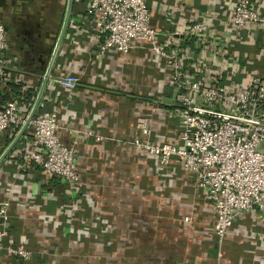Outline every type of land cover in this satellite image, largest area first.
<instances>
[{
    "label": "crops",
    "instance_id": "1",
    "mask_svg": "<svg viewBox=\"0 0 264 264\" xmlns=\"http://www.w3.org/2000/svg\"><path fill=\"white\" fill-rule=\"evenodd\" d=\"M146 1L151 24L156 29L183 30L189 23L204 21L215 27V34L237 38L233 50L236 60L232 57L213 62L208 49H199L198 61L204 65L196 62L198 78L212 80L222 74L224 79H234L236 88L243 89L254 73L264 72V30H248L241 40L227 25L238 0ZM59 2L66 5V0ZM251 2L254 8L264 12V0ZM50 3L51 0H0V23L5 26L9 43L5 56L12 63L6 82L0 83V106L17 96L8 84L18 85L20 92L37 94L42 79L40 72L46 66L64 15L62 9L59 18L48 17ZM82 12L81 5L74 7L73 4L70 23L40 105L47 110H58L59 134L66 145L75 150L84 194L88 192L91 197L95 192L98 195V199L91 197L93 215L99 221L109 220L117 239L125 241L127 261L124 264H180V260L185 264H214L212 209L203 192L196 188L194 177L185 173L177 162L161 167L155 158L127 143L140 137L136 123L144 116L150 119L152 140L177 142L178 119L166 117L176 93L169 82L168 71L141 43L126 55L108 51L98 57L95 25ZM79 14L83 15L82 20ZM194 43L193 38H184L181 46H189L194 54ZM38 54L45 59L44 66L36 59ZM64 74L80 78L75 89L50 85L53 78ZM81 131L109 139L96 141ZM15 135L0 133V154ZM26 137L24 134L0 164V202L10 203L5 247H25L45 260L44 264H62L71 252L66 230L60 226L68 221L60 215L71 210L60 201L62 195L67 198L73 193L63 181L44 175L40 168H21L22 155L28 150ZM119 139L122 141L118 142ZM105 179L109 182L108 188L123 197L121 200L104 195L99 198ZM152 191L157 197L155 207L145 211L146 204L150 203L145 196ZM102 200L108 205L107 217L103 216L106 210L102 212L98 208L104 206ZM184 218L194 222L195 228L185 229ZM152 220L156 226L149 229L146 224ZM86 221L88 224L87 217ZM138 223L142 225L137 227ZM148 236L156 239L152 242L156 247L144 250L138 245L139 239ZM196 240L199 245L193 244ZM76 243V248L82 247L81 243ZM119 246L122 245L116 243L115 256L121 250ZM222 252L220 264H264V225L251 216L243 217L229 232ZM115 256L109 258L111 264H123ZM17 263H20L18 259L6 249L2 250L0 264Z\"/></svg>",
    "mask_w": 264,
    "mask_h": 264
},
{
    "label": "built area",
    "instance_id": "2",
    "mask_svg": "<svg viewBox=\"0 0 264 264\" xmlns=\"http://www.w3.org/2000/svg\"><path fill=\"white\" fill-rule=\"evenodd\" d=\"M74 5H81L83 15L95 25L98 57L108 51L126 55L141 43L168 71L176 93L166 117L178 119L177 142L152 140L150 119L144 116L136 123L140 137L127 143L155 158L161 167L177 162L194 177L196 188L210 202L211 232L218 250L243 217L251 216L264 225V72L254 73L243 89L222 74L212 80L197 77L199 49H208L213 62L236 60L237 38L215 34V27L204 21L189 23L183 30L156 29L146 0H74ZM83 15L78 18L82 20ZM227 25L243 40L248 30H264V12L254 8L251 0H238ZM184 38L194 39L197 54L190 52L189 46H181ZM8 49L7 32L0 23V83L6 82L12 67L5 56ZM80 81L77 75L64 74L53 78L50 85L73 90ZM18 96L0 106V133L15 135L26 120L31 107ZM59 124L56 109L36 113L25 131L28 150L22 155L21 168L38 167L74 191L82 186L75 150L63 141ZM80 133L96 141L109 139L90 131ZM9 208L8 201L0 202V253L6 249L19 261L30 262L29 249L5 247Z\"/></svg>",
    "mask_w": 264,
    "mask_h": 264
},
{
    "label": "rangeland",
    "instance_id": "3",
    "mask_svg": "<svg viewBox=\"0 0 264 264\" xmlns=\"http://www.w3.org/2000/svg\"><path fill=\"white\" fill-rule=\"evenodd\" d=\"M105 181H106V185H104V187L103 186L100 187L99 198L102 195H104L105 198H107V196H112L113 198H115V200H121V198L123 197L119 194L117 195L115 192H112L111 189L108 188L109 182L106 179ZM81 185L82 182L80 181V186ZM84 191L85 188L83 187V185L80 187V189L79 186H77V189H75L74 191L70 190V192L73 194L67 196L66 200L63 202V205H65L69 210H71V212L70 213L64 212L63 216L60 215L64 221L66 220L68 221V223L62 222L60 226L61 228L63 229L65 228L66 230V236L68 237L66 240L69 241V247L71 253L69 254L68 259L62 260V264H111L112 262H110L109 258L113 255L115 256L116 254V250H115L116 243H118V245L121 244L122 246H119L121 247V250L117 252V255L115 257L117 258L119 257L120 261H123L124 264L127 261V260L125 261V251L127 247L125 241L123 239L119 240L121 238L117 239V235H115V230L111 228V223L109 222V220H103L102 218L101 221H99V219H97L96 216L93 215L94 206H92V204L90 203L92 199L94 198L98 199L97 198L98 195L94 192V190H93L94 194L92 193L94 196L91 195L92 199L90 197V194L88 192L84 194ZM86 194L88 200H86L85 202L84 199L86 198ZM137 196L140 197V195ZM145 197H147L145 199L150 200V203H147L145 206V211H150L155 207V201H156L155 199H157L156 194L154 195V192L152 191L150 195L148 196L146 195ZM87 201L89 203H87ZM101 205H103L102 202ZM98 208L102 212H104L103 209H105L106 211L104 212L103 216L107 217V215L109 214L108 205L104 203V206ZM117 209H120V207L117 206ZM81 216H83L84 219ZM86 217L87 220L89 221L88 224L87 221L85 222ZM169 223H170L169 225H171L170 221ZM139 224L142 225V223H138L136 224V226L138 227ZM182 224H184L183 226L184 228L185 227L188 228L190 226L191 228H195L194 222H188L185 218L184 221H182ZM146 225L149 227V229H151L150 227L156 226V222L152 220L150 224L148 223ZM75 236H79V238ZM154 240L156 241V239H152V237L148 236L147 238L139 239L138 245L144 248V250L145 249L149 250L150 248L156 247V244H152ZM77 241L82 244L83 248L82 247L76 248L78 246V243H76ZM198 241L199 240H196L195 243L193 244L199 245L200 243ZM55 242L56 240L54 241V244ZM215 242L216 241L214 240V243ZM216 250H217L216 253L217 256L215 263L220 264L221 259L223 258V252L222 249L219 251L217 247ZM59 258L60 257H57V259ZM185 263L186 262H184L183 260H180V264H185Z\"/></svg>",
    "mask_w": 264,
    "mask_h": 264
},
{
    "label": "water",
    "instance_id": "4",
    "mask_svg": "<svg viewBox=\"0 0 264 264\" xmlns=\"http://www.w3.org/2000/svg\"><path fill=\"white\" fill-rule=\"evenodd\" d=\"M74 0H66V5L64 8V15L62 18L61 26L59 29V33L57 35L56 41L52 47L51 53L47 59L46 66L44 70L40 72L42 74V79L40 82L39 89L37 91V94L34 98V101L32 103V106L27 114L25 122L22 124V126L19 128L16 135L13 137V139L9 142V144L6 146V148L3 150V152L0 154V164L5 160V158L8 156V154L11 152L13 147L18 143V141L22 138V136L25 134L26 129L28 128L31 120L36 115L38 108L40 106V102L42 100V96L44 94L45 88L47 86V83L49 81L51 71L53 68V65L55 63L56 56L58 54L59 48L63 42L64 36L66 34L68 25L70 23V18L72 15V9H73ZM47 57V56H46ZM39 62L44 66L45 59L42 57L38 58ZM167 100V99H166Z\"/></svg>",
    "mask_w": 264,
    "mask_h": 264
},
{
    "label": "trees",
    "instance_id": "5",
    "mask_svg": "<svg viewBox=\"0 0 264 264\" xmlns=\"http://www.w3.org/2000/svg\"><path fill=\"white\" fill-rule=\"evenodd\" d=\"M79 4V3H78ZM74 7H75V5H74ZM77 12V11H76ZM8 87L10 88V89H12L14 92H15V95H19V96H22L23 97V101H24V103L28 106V107H31V105H32V103H33V101H34V98H35V96H34V94H32V95H30V94H28V93H26V92H20V88L18 87V85H14V84H8ZM18 96V97H19ZM43 110H47V109H45L43 106H40L39 108H38V112L37 113H39V112H41V111H43ZM35 168H38V167H35V166H33V169H35ZM55 185H57L56 183H55ZM65 185V184H64ZM66 186V185H65ZM66 188H68V186H66ZM58 196H60V195H58ZM61 197V196H60ZM66 200V198L62 195V198H61V201H60V203H63V201H65ZM59 203V204H60ZM35 258V259H34ZM24 262V263H23ZM46 261L45 260H43V259H40L39 257L37 258L36 256H35V254L34 253H32V258H31V261L30 262H25V261H20V263H17V264H44Z\"/></svg>",
    "mask_w": 264,
    "mask_h": 264
},
{
    "label": "flooded vegetation",
    "instance_id": "6",
    "mask_svg": "<svg viewBox=\"0 0 264 264\" xmlns=\"http://www.w3.org/2000/svg\"><path fill=\"white\" fill-rule=\"evenodd\" d=\"M62 2H63V1H62ZM64 7H65V6H63V4H61V3L59 2V0H51L50 5L47 6V9H48V17H49V16H52L53 19H56V17L59 18L60 13L64 11ZM62 9H63V11H62ZM59 20H60V19H59ZM32 51H33V52L35 51V49H34L33 47H32ZM34 53H35V52H34ZM47 54H48V52H47ZM47 54H46V55H47ZM38 57L40 58V55H39V54H38ZM36 59H38V58L36 57ZM38 60H39V59H38Z\"/></svg>",
    "mask_w": 264,
    "mask_h": 264
}]
</instances>
